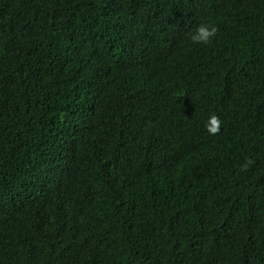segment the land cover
Masks as SVG:
<instances>
[{"label":"trees","instance_id":"obj_1","mask_svg":"<svg viewBox=\"0 0 264 264\" xmlns=\"http://www.w3.org/2000/svg\"><path fill=\"white\" fill-rule=\"evenodd\" d=\"M0 264H264V0H0Z\"/></svg>","mask_w":264,"mask_h":264},{"label":"clouds","instance_id":"obj_2","mask_svg":"<svg viewBox=\"0 0 264 264\" xmlns=\"http://www.w3.org/2000/svg\"><path fill=\"white\" fill-rule=\"evenodd\" d=\"M218 32L217 26L210 23H200L198 24L194 31L188 33L190 41L194 44L208 45L212 42L213 37L216 36ZM221 120L218 116L212 115L206 124L207 131L211 135H217L220 132ZM253 163L251 159L241 166L242 170H247V168Z\"/></svg>","mask_w":264,"mask_h":264}]
</instances>
